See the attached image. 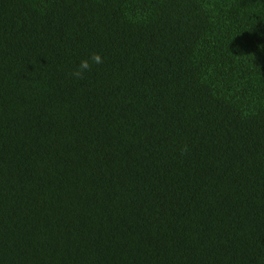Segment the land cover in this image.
<instances>
[{
  "label": "trees",
  "instance_id": "16d2710c",
  "mask_svg": "<svg viewBox=\"0 0 264 264\" xmlns=\"http://www.w3.org/2000/svg\"><path fill=\"white\" fill-rule=\"evenodd\" d=\"M0 264H264V0H0Z\"/></svg>",
  "mask_w": 264,
  "mask_h": 264
},
{
  "label": "clouds",
  "instance_id": "9594fccd",
  "mask_svg": "<svg viewBox=\"0 0 264 264\" xmlns=\"http://www.w3.org/2000/svg\"><path fill=\"white\" fill-rule=\"evenodd\" d=\"M103 63V57L96 52H93L88 58L82 59L79 63V65L74 68L69 75L73 79H84L85 74L88 73L93 65H98ZM181 155H184L188 152V146L185 145L183 148H181Z\"/></svg>",
  "mask_w": 264,
  "mask_h": 264
}]
</instances>
